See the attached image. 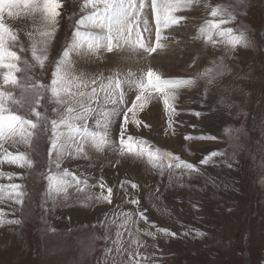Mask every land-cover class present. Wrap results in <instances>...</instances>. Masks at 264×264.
<instances>
[{"label": "rangeland", "instance_id": "374dc122", "mask_svg": "<svg viewBox=\"0 0 264 264\" xmlns=\"http://www.w3.org/2000/svg\"><path fill=\"white\" fill-rule=\"evenodd\" d=\"M83 3L63 0L55 35L46 42L39 32L51 29L43 28L38 14L35 20L23 9L17 10L16 17L4 14L5 22L18 37L9 42V47L20 57L22 71L17 76L22 83L27 77L29 84L50 85L56 63L73 40L78 20L92 11ZM217 6L235 16L224 27H232L237 35L243 31L247 46L232 48L218 36H214L215 43L200 37V26L212 19L211 10ZM146 8L151 12L147 20L154 34L148 45L154 46L155 20L150 0H145ZM181 10L176 15L185 19L177 24L178 31L170 36L162 30L166 37L163 40L174 45L170 60L132 69L140 76L151 67L164 78H186L195 83L176 90L174 113L166 110L153 92L144 111L137 113L136 119L142 121L139 127L131 122L129 113L128 134L149 141L153 149L192 163L199 171L177 168L178 161L167 158L153 167L147 157L121 155L123 113L138 94V89L124 83L125 101L118 106L120 114L109 128L111 143L102 150L86 145V155L73 154L60 163L61 170L67 169L87 181V185H79L83 191L73 182L66 193H49L47 175L56 171L57 163V154L49 155L50 125L47 132L38 130L31 145H5L9 151H25L34 163L31 168L0 163V172L13 174L11 180L0 176V184H20L25 193L22 204L7 196L0 198V264H123L118 256L114 260L109 257L119 237V227L113 220L123 209H127V215L125 222L120 218L121 228L135 231L134 220L141 227V232L135 233L141 255L133 254L138 264H264V0H194L191 7ZM28 33L33 34L31 39ZM34 42L37 55L47 56L43 66L32 55ZM117 51L101 50L97 55L85 47L84 54L71 55L72 71L75 75L85 71L90 77L103 76L105 83L110 76L124 79L123 69L131 68L119 62ZM116 67L117 71L122 69L121 74L115 73ZM5 90L20 96L19 87ZM40 95L43 99L38 110L50 120L59 119L63 106L51 99L50 92L41 89ZM10 107L17 110L15 105ZM18 111L24 114L23 109ZM88 123L92 129L97 128L95 117ZM213 151L222 155L203 165L201 161ZM134 164L139 165L137 169ZM123 171L131 172L125 173L131 184L118 185L117 195L125 185L130 187L128 194H133V179L142 181L143 197L136 210L131 199L115 204L100 198V192L105 196L117 179L115 174L122 177ZM101 179L104 189L100 188ZM157 203L165 210L155 208ZM175 205L179 214H183L184 207V214L190 218L189 229L182 221L177 223ZM16 220L20 223H9Z\"/></svg>", "mask_w": 264, "mask_h": 264}, {"label": "snow or ice", "instance_id": "6c2138e0", "mask_svg": "<svg viewBox=\"0 0 264 264\" xmlns=\"http://www.w3.org/2000/svg\"><path fill=\"white\" fill-rule=\"evenodd\" d=\"M193 2L194 0H150L155 20V44L148 46L144 33H149L148 41L152 40V35L147 17L144 15L145 0H139V3L137 0H84L83 7L91 8L92 11L78 20L73 40L63 51L62 57L56 63L50 85L46 86L43 83L29 84L27 77L22 83L18 78L17 73L22 71L19 67L20 57L16 51L9 47V42L16 41L18 37L5 22L4 14L16 17L19 15L17 10L23 9L27 14L32 15L34 20L38 14L43 28L51 29V31L41 30L39 32L46 42L47 38L55 35L63 8V0H0V78H2V84H0V163L7 162L9 165L19 168H31L34 162L25 151H9L5 145H9V147L31 145L38 130L47 132L50 125L51 149L49 155L51 156V153L55 152L57 163L56 171H50L47 175L48 191L57 194L66 193L73 182L79 191H83L79 185H87V181L81 180L67 169L61 170L60 163L64 158L73 154H86V145L102 150L111 143L109 128L113 119L120 114L118 106L124 104L123 84L127 83L130 88L138 89V94L131 103V107H128L123 113V124L119 132L121 155L131 154L137 157H147L153 167L160 166L161 162L167 158L170 161H178L175 164L177 168L198 172L199 169L192 163L181 160L178 156L159 148L153 149L149 141L128 134L129 113L132 115L131 122L139 127L142 121L136 119L137 113L144 111L153 98V92L162 99L165 109L174 113L176 111L174 104L176 90L193 85L194 80L164 78L159 72L149 67L140 76L129 72L123 80L118 75L110 76L105 83L103 76L96 78L86 77L85 74L75 75L70 59L73 53L84 54L85 47L87 52L98 55L102 49L112 53L115 49L120 48L121 44L143 49L149 54L155 53L157 49L163 47L161 40L166 39L162 36V30L181 23L185 18L176 15V13L182 8L191 7ZM4 4H8L9 7L5 8ZM210 15L212 19L206 20L199 28L201 38L215 43L214 36H218L223 43L232 48L241 44L247 46L243 31L237 35L232 27H224L234 20L235 16L229 12H222L219 6L213 8ZM225 16L227 18H224ZM217 17L220 18L217 19ZM141 24H143V31ZM28 36L31 39L33 34L28 33ZM32 55L41 66L47 60V56L37 55L35 42L32 46ZM25 63L27 64L26 61ZM6 87H19L21 89L19 98L12 91L5 90ZM41 89L50 92L51 99L57 105L63 106L64 111L59 119L50 120L47 115L38 110L40 101L43 99L40 95ZM10 105H15L17 110H14ZM105 105L113 107L107 109ZM19 109H23L24 114H21ZM196 115L201 114L197 112ZM93 117H95L98 131L89 126L88 122ZM144 126L147 127V125ZM187 139H192V137H187ZM221 155L222 153L213 151L201 163L207 165L213 158ZM171 166L169 164V167ZM0 176H7L11 180L13 174L0 172ZM22 187L16 183L0 184V198L7 196L14 199L16 203L22 204L25 195L21 190ZM132 187L135 188L137 185L133 183ZM100 188H105L102 179ZM111 196L112 189L109 187L107 195L101 194L100 198L111 202ZM132 203H138V201L133 200ZM141 216L143 217V213ZM9 223L19 224L20 221H9ZM161 231L166 235L175 236V233H170L167 229H161ZM148 235H152V233H148Z\"/></svg>", "mask_w": 264, "mask_h": 264}, {"label": "crops", "instance_id": "0c3cea01", "mask_svg": "<svg viewBox=\"0 0 264 264\" xmlns=\"http://www.w3.org/2000/svg\"><path fill=\"white\" fill-rule=\"evenodd\" d=\"M138 166L136 164H134V167L133 168L136 167V169H137ZM136 169H134V174H136ZM123 172H124V174L126 173L128 175H131V172H125V171H123ZM126 174L125 175H122V177H121L120 174L116 173L115 175L117 176V179L114 182L111 183V189H112L111 201L115 202V204L116 203L118 204L120 202L125 203L128 199H131L132 201L133 200L141 201V196L143 195V193H142L143 192V189H142L143 184H142V181L140 182L139 180H136V178L133 179L134 180V184L137 185V187H135L133 189V192H132L133 194H128V193H130V187H126V185L124 184L125 186H124L123 190L122 191L120 190V193H118V195H117L116 192H117V186L118 185L122 184L123 182H125L126 184H129L130 183L129 182L130 178H128L126 176ZM134 174L132 176H134ZM139 178H142V176L140 175ZM100 194H102V193L100 192ZM104 194H105V196L107 195L106 193H104ZM131 200H128V201H131ZM152 202H153V200H152ZM157 204H155L156 206L154 205L155 208H157V206H159V208H160L159 211L162 212V210H165L166 207L163 208V207H161V204H158V205ZM134 206H135V210H136L137 207H138V203H134ZM178 206H179V204H178ZM176 208H177V206H176ZM126 211H127V209H123L122 211L118 210L116 219L114 218V220H113V221H116L117 222V228L119 227L118 228V232H117L119 234L118 235L119 237L116 238L115 247H114L113 252L112 253H111V251L109 252V254L111 253V255L113 254V256H109V257H110V259H111V257H113V260H114L115 257L118 256L119 260L120 261L122 260L121 262L123 264L126 261L128 263H130V264H138L136 258L133 257V254H135V255H141L140 254V252H141L140 251L141 246L139 245V240H137L136 237H135L136 236L135 233L136 234L139 233L140 230H138V228H141V227L139 226V224L136 226V220H134L135 231L133 230V228H131V230H133V231H131L129 229L127 231H125V229H122L121 228V226H120L121 225L120 218L126 217V215H127ZM182 212H183V214H179L178 208L176 209V212H175L174 215L177 217L176 218L177 221H178L177 223H179L180 221H182L183 222V226H187V229H189V226H190V218L187 217L186 214H184V212H185L184 207H182ZM134 214L136 215V212L135 211H134ZM102 215L104 217L105 216V213H102ZM97 216H98V214H97ZM98 218H99V216H98ZM105 222L108 223V221H106V220H105ZM111 224H113V222H111ZM184 231H186V230H184ZM121 240H122V242H120ZM126 256H127V258H125ZM131 257L133 259H131Z\"/></svg>", "mask_w": 264, "mask_h": 264}, {"label": "bare ground", "instance_id": "6f19581e", "mask_svg": "<svg viewBox=\"0 0 264 264\" xmlns=\"http://www.w3.org/2000/svg\"><path fill=\"white\" fill-rule=\"evenodd\" d=\"M150 13L151 12L149 11L148 8H146V11L144 9V15L146 17H148L147 19H149V20L151 19L150 18ZM176 14H178V12ZM141 25L143 26V24H141ZM148 25H149V30L151 32V35H152V37H154L153 28H152L153 25L151 24V22H148ZM177 27H178V25H174V27L171 26L170 28H168V30L166 29L164 31V34L167 33V34H169L171 36V34H173L177 30ZM148 34H149L148 32H145V41L147 42V44H148V42H151V41H148V39H147ZM153 44H154V42H153ZM161 44L163 45V47L160 48V49H157V51L155 53H151V54L145 52L143 49L133 48V47H130L129 45H127V44H121V47L118 48V51H117L118 56L120 55V58L119 59H121L119 62H121L124 67L128 66L129 68H131V69L126 70V71H124V69H123V71H122L123 72V75L124 76H127V73H129V72L135 73V74L138 73L139 72L138 70L136 71V70L132 69L134 67L142 68V67H147L146 65H149V64L154 66L157 63H161L162 60H170L169 58H171V55H173V54H170V51L171 52L173 51L174 45H169V44H172V43L171 42H167V40H163V39L161 40ZM148 46H151V43H149ZM103 51H105L104 53H106V50H103L102 49V52ZM85 68H86V66H85ZM117 69L118 68L116 67V69H115L116 72L115 73H120L121 70H122L120 68L121 70H118L117 71ZM84 74H85L86 77L89 76L88 73L85 72V71H84ZM154 109L156 111L157 108H154ZM94 129L97 130V128H94ZM88 156L90 157V154L89 153H88ZM125 218L126 217H124V219H123L124 222H125ZM122 224L123 223L121 222V225ZM124 228H125V226H124Z\"/></svg>", "mask_w": 264, "mask_h": 264}, {"label": "clouds", "instance_id": "9594fccd", "mask_svg": "<svg viewBox=\"0 0 264 264\" xmlns=\"http://www.w3.org/2000/svg\"><path fill=\"white\" fill-rule=\"evenodd\" d=\"M3 6H4L5 8L9 7V5H8V4H4Z\"/></svg>", "mask_w": 264, "mask_h": 264}]
</instances>
